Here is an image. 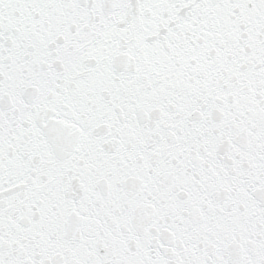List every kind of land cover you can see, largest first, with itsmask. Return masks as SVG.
Instances as JSON below:
<instances>
[{
  "label": "snow or ice",
  "instance_id": "6c2138e0",
  "mask_svg": "<svg viewBox=\"0 0 264 264\" xmlns=\"http://www.w3.org/2000/svg\"><path fill=\"white\" fill-rule=\"evenodd\" d=\"M0 264H264V0H0Z\"/></svg>",
  "mask_w": 264,
  "mask_h": 264
}]
</instances>
